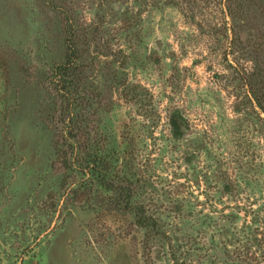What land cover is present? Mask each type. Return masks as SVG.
<instances>
[{"label": "rangeland", "instance_id": "obj_1", "mask_svg": "<svg viewBox=\"0 0 264 264\" xmlns=\"http://www.w3.org/2000/svg\"><path fill=\"white\" fill-rule=\"evenodd\" d=\"M224 3L0 0V264H264V0ZM64 16L98 95L91 143L158 222L147 243L70 163L47 80Z\"/></svg>", "mask_w": 264, "mask_h": 264}, {"label": "trees", "instance_id": "obj_2", "mask_svg": "<svg viewBox=\"0 0 264 264\" xmlns=\"http://www.w3.org/2000/svg\"><path fill=\"white\" fill-rule=\"evenodd\" d=\"M249 1L225 0L226 14L233 19L235 7L239 8L242 3ZM47 2L58 8L56 7L58 0H47ZM64 19L65 25L62 29L65 54L63 60L51 68L47 80L61 103L59 123L64 129L63 139L68 142L67 146L71 149V153L74 152L75 156L84 155L79 163H70L76 166L75 171L82 175L83 189L86 190L87 196L92 197L93 186H98L107 194L115 196L118 199L115 208L134 217V223L144 231V239L147 243L152 238L162 236L158 229L159 224L154 217L147 215L142 206L132 204L134 194L131 185L118 186L111 178L115 148L108 147L103 152L102 149L94 148L91 143V132H94L91 124L96 118L95 109L99 108L98 95L86 91L88 78L86 67L82 63L85 53L80 50L81 46L84 47L83 36L75 23H71L67 16H64ZM250 86L252 88V84ZM252 94L257 106L264 112L256 91H252ZM127 96L124 94V98Z\"/></svg>", "mask_w": 264, "mask_h": 264}]
</instances>
